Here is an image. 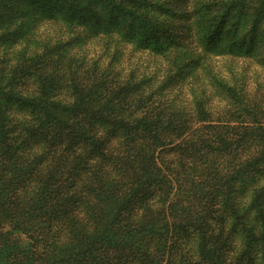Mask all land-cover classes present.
Wrapping results in <instances>:
<instances>
[{
	"label": "trees",
	"instance_id": "16d2710c",
	"mask_svg": "<svg viewBox=\"0 0 264 264\" xmlns=\"http://www.w3.org/2000/svg\"><path fill=\"white\" fill-rule=\"evenodd\" d=\"M85 1L128 23L89 58L94 37H31L54 17L3 19L0 263L264 264V2L199 0L189 45L155 51L151 71L128 36L164 2ZM228 20L248 47L195 54L200 25L215 34Z\"/></svg>",
	"mask_w": 264,
	"mask_h": 264
},
{
	"label": "rangeland",
	"instance_id": "374dc122",
	"mask_svg": "<svg viewBox=\"0 0 264 264\" xmlns=\"http://www.w3.org/2000/svg\"><path fill=\"white\" fill-rule=\"evenodd\" d=\"M22 1L23 0H0V45H3V19L9 17L10 13L14 11H16L15 15L19 20L15 21V23H12V26L18 25L19 22H21V24L22 22L28 24V21L29 23L33 24L36 21V17H54L53 20H43L40 24H37L35 28H32L33 32L31 37L35 39L43 40L49 37L53 41L56 40L57 36L60 34L63 36L60 37L61 40L79 37L81 38V41H84L87 37H94L96 40H94L95 42L93 44H89L85 49H81V52L85 55V58H89L92 56V54L96 55L101 52L102 45L100 44L101 42L99 39H104L103 35H105L107 28L111 27L112 33H115L124 29L126 30L128 26L127 21L122 17L113 16L112 20L110 19L109 15L111 13L107 8L106 2L104 1H93L90 4H87L86 1L83 0V3L80 6H77L71 10L63 6L59 0H37L33 5L34 7L31 11L29 20L20 18V12L16 8L17 5ZM162 1L164 2L165 9L167 8L169 11L167 12L166 10H159L156 14L150 13V18H155V21L147 24H139V26L135 27L133 32L128 36V38L133 39L131 43L135 46H138L141 43L145 44V54L139 52L140 56H135L136 62L138 65L141 64V66L149 68L151 71L155 70L158 64H160V61L157 60L159 59V56L154 54L155 51L168 50L175 47H186L189 45L190 42L188 35L191 31H193H189L187 25V22L191 18L188 17L190 10L189 8L199 2V0ZM245 1L250 3L264 2V0ZM27 6L30 7L31 3ZM185 9L187 11H184ZM68 14L75 16L77 20L76 25H64V23H66L65 21L69 20ZM200 21H198V24ZM231 24V21H226L225 24H223L219 31L215 34H208L207 32L203 31L205 29H201L202 25H200V30L198 29L194 38V47L196 49L194 53L203 54L207 48H211L215 44H217V48H221V50H226L229 48H233L235 50L238 48L246 49L248 47V41L242 43L232 42L233 39H231L228 33ZM211 27L212 26H209V28ZM261 40V43L260 45L258 44V47L259 51L264 53V39ZM162 66H166V64H163ZM247 67H250V65ZM157 76L158 78H161L160 73H157ZM10 115H12L14 118H17V113H15V110L10 112ZM19 117L20 120L23 119V116ZM169 148L170 146H165L158 149L155 153L156 157L164 155L167 156L168 154H166L165 151ZM20 247L25 249L24 256L27 257L28 252L26 250H30V248H26V245H24L22 241ZM0 264H3V262Z\"/></svg>",
	"mask_w": 264,
	"mask_h": 264
}]
</instances>
